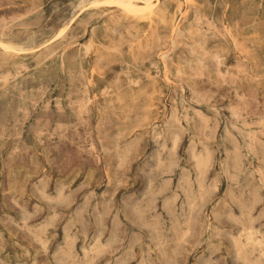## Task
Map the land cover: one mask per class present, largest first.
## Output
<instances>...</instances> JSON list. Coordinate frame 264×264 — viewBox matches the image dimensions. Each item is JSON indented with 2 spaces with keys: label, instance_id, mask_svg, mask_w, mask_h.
<instances>
[{
  "label": "rangeland",
  "instance_id": "obj_1",
  "mask_svg": "<svg viewBox=\"0 0 264 264\" xmlns=\"http://www.w3.org/2000/svg\"><path fill=\"white\" fill-rule=\"evenodd\" d=\"M0 264H264V0H0Z\"/></svg>",
  "mask_w": 264,
  "mask_h": 264
},
{
  "label": "bare ground",
  "instance_id": "obj_2",
  "mask_svg": "<svg viewBox=\"0 0 264 264\" xmlns=\"http://www.w3.org/2000/svg\"><path fill=\"white\" fill-rule=\"evenodd\" d=\"M163 150H165L164 147H163ZM163 152H164V151H163ZM192 154H193V153H192ZM192 156H193V155H192ZM198 157H199V156H198ZM195 159H196V158H195ZM159 164H160V162H159ZM173 166H174V165H173ZM185 179H186V178H185ZM236 179H237V178H236ZM188 183H189V182H188ZM186 184H187V183H186ZM187 185H188V184H187ZM198 186H199V185H198ZM187 190H188V189H187ZM189 190H190V189H189ZM198 192H199V194H200V190H199ZM207 192H209V191H207ZM145 197H146V196H145ZM145 197H144V198H145ZM189 197H190V196H189ZM190 198H191V197H190ZM254 198H255V197H254ZM188 199H189V198H188ZM255 199H256V198H255ZM189 200H190V199H189ZM189 200H188V201H189ZM189 203H190V201H189ZM195 203H196V202H195ZM196 204H197V203H196ZM193 206H194V205H193ZM193 206H192V207H193ZM195 207H196V206H195ZM195 207H194V208H195ZM167 208H168V206H167ZM194 208H192V209H194ZM196 208H198V207H196ZM181 211H182V210H181ZM134 212H135V211H134ZM136 213H138V211H137ZM140 214H141V213H139V216H141ZM179 214H180V213H179ZM227 218H228V217H227ZM242 224H243V223H242ZM143 227H144V226H143ZM146 227H147V226H146ZM145 229H148V228H145ZM250 230H251V229H250ZM250 232H251V231H250ZM250 232H249V233H250ZM187 233H188V232H187ZM251 234H252V233H251ZM250 236H251V235H250ZM246 238H247V237H246ZM183 239H184V238H183ZM183 239H182V240H183ZM239 241H240V240H239ZM150 242H151V241H150ZM179 242H180V241H179ZM240 242H241V241H240ZM231 243H232V242H231ZM237 243H238V242H237ZM250 243H251V242H250ZM160 244H161V243H160ZM160 244H159V245H160ZM261 244H262V243H261ZM232 245H233V244H232ZM258 245H260V244H258ZM258 245H256V246H258ZM160 246H161V245H160ZM95 247H96V246H95ZM161 247H162V246H161ZM258 247H259V246H258ZM97 249H98V248H97ZM99 249H100V248H99ZM156 249H157V248H156ZM96 251H97V250H96ZM98 252H99V251H98ZM237 252H238V251H237ZM100 254H101V253H100ZM96 255H97V253H96ZM260 255H261V254H260ZM57 256H58V255H57ZM262 257H263V255H262ZM262 257H261V258H262ZM71 259H72V258H71ZM257 263H258V262H257Z\"/></svg>",
  "mask_w": 264,
  "mask_h": 264
}]
</instances>
